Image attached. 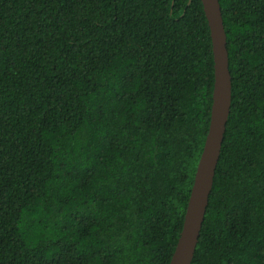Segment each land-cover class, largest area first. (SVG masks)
I'll use <instances>...</instances> for the list:
<instances>
[{
	"label": "trees",
	"instance_id": "1",
	"mask_svg": "<svg viewBox=\"0 0 264 264\" xmlns=\"http://www.w3.org/2000/svg\"><path fill=\"white\" fill-rule=\"evenodd\" d=\"M231 111L192 264H264V0H220ZM201 0H0V264H170L208 135Z\"/></svg>",
	"mask_w": 264,
	"mask_h": 264
},
{
	"label": "water",
	"instance_id": "2",
	"mask_svg": "<svg viewBox=\"0 0 264 264\" xmlns=\"http://www.w3.org/2000/svg\"><path fill=\"white\" fill-rule=\"evenodd\" d=\"M201 1L213 46L215 70L213 102L208 135L195 174L183 229L170 264H192L193 262L213 191L214 178L231 111L232 79L220 0Z\"/></svg>",
	"mask_w": 264,
	"mask_h": 264
}]
</instances>
